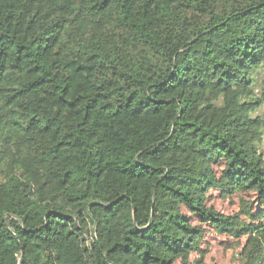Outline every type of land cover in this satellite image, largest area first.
Returning <instances> with one entry per match:
<instances>
[{
  "label": "trees",
  "instance_id": "obj_1",
  "mask_svg": "<svg viewBox=\"0 0 264 264\" xmlns=\"http://www.w3.org/2000/svg\"><path fill=\"white\" fill-rule=\"evenodd\" d=\"M262 108L264 0H0V264H189L203 225L264 235L207 203L264 210Z\"/></svg>",
  "mask_w": 264,
  "mask_h": 264
},
{
  "label": "rangeland",
  "instance_id": "obj_2",
  "mask_svg": "<svg viewBox=\"0 0 264 264\" xmlns=\"http://www.w3.org/2000/svg\"><path fill=\"white\" fill-rule=\"evenodd\" d=\"M264 115V108L260 110ZM261 151L264 156V135L261 143ZM222 164H214V170L219 177ZM223 185V183H221ZM207 203L213 206L220 213L228 217L236 218V226L242 230L250 226L258 227L264 220V210L256 206L254 193L252 190L244 188L241 192L223 191L221 188H212L207 193ZM184 212H187L183 209ZM194 224L198 223L191 216ZM206 231L201 242L203 254L199 252H188L186 255L189 264H196L195 260L203 255L205 264H254L253 256L249 254L251 246L250 238L256 236L261 242L264 241L263 233L255 229L249 232L248 229L243 234L223 233L210 225H203ZM179 257L175 264H181Z\"/></svg>",
  "mask_w": 264,
  "mask_h": 264
}]
</instances>
